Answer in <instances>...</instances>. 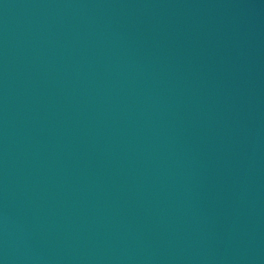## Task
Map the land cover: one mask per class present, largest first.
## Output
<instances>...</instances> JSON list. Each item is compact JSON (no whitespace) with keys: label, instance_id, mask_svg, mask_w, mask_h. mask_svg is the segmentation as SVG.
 Segmentation results:
<instances>
[{"label":"water","instance_id":"1","mask_svg":"<svg viewBox=\"0 0 264 264\" xmlns=\"http://www.w3.org/2000/svg\"><path fill=\"white\" fill-rule=\"evenodd\" d=\"M0 264H264V0H0Z\"/></svg>","mask_w":264,"mask_h":264}]
</instances>
